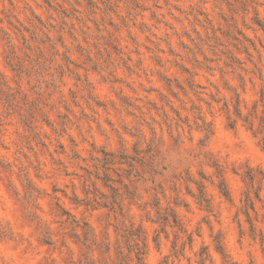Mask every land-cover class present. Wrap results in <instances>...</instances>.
<instances>
[{
  "label": "rangeland",
  "instance_id": "1",
  "mask_svg": "<svg viewBox=\"0 0 264 264\" xmlns=\"http://www.w3.org/2000/svg\"><path fill=\"white\" fill-rule=\"evenodd\" d=\"M0 264H264V0H0Z\"/></svg>",
  "mask_w": 264,
  "mask_h": 264
}]
</instances>
